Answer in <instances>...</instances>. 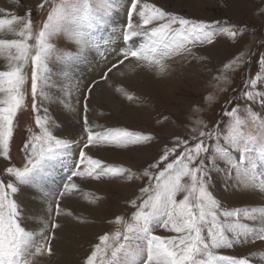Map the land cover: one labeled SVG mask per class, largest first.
I'll return each instance as SVG.
<instances>
[{
  "label": "rangeland",
  "instance_id": "1",
  "mask_svg": "<svg viewBox=\"0 0 264 264\" xmlns=\"http://www.w3.org/2000/svg\"><path fill=\"white\" fill-rule=\"evenodd\" d=\"M147 2L185 18L214 24L216 35L211 43L188 44L187 49L190 51L184 50L179 54L173 53L163 60L167 68L166 75L171 77V83L164 80L166 77H159L161 73L155 66H146V62H137L134 58H129L108 72V69L122 58L119 53L121 48L125 46L122 40V29L128 20L129 0H115L110 15L105 13L101 0H76L78 19L75 22L65 23L62 29L50 40L54 48L48 57L46 75L49 79L48 83L43 85L48 98L43 99V105L48 108L55 106L57 101L61 100L55 95L64 94L68 109L75 115L80 135H76L77 138L76 136L67 137L57 132L54 133L52 129L53 134L59 138L80 141L82 137H86L83 132V119L87 115L89 123L93 126V131L126 129L150 134L153 139L147 143L129 144L127 146L106 144L93 146L90 154L94 158L102 160L109 166L131 169L136 175L132 179H126L119 175H105L99 179L73 177L72 181L78 187L70 195L60 198L61 213L58 216L55 214V197L63 190V185L67 182V177L72 170V161L78 155V148L75 144L73 145L71 158L51 162L49 174L46 175L47 177L43 176L45 187L42 188L49 193L46 200L50 198L48 201L51 211H49V206L45 208V211L49 213L50 225L47 222L44 231L34 232V229L31 228L32 231L29 232L33 233L35 240H44L50 243L52 252L50 255L47 252L33 254L29 258V264H64V257L60 249L63 241L61 240L62 236L58 234L64 228L61 222L64 218L86 227L85 233L77 231L74 234L77 239L82 240L79 244L72 243V253L67 259L65 258L66 264H86L87 257L94 250L95 245L100 243L99 237L101 235L113 236L117 231H124V225L116 224L115 218L119 216L126 221L130 220L131 214L135 211L130 202L132 200H137V203L140 202L138 199L141 195L140 188L149 182L148 178L143 176V171L159 158L165 146L171 148L175 143L174 137L199 138V133L202 130L216 133L217 125H219V132L221 133L219 141L215 138L207 141L211 146V158L217 166L211 174L209 190L226 209L264 208V191L259 187L260 180L264 179V166L256 169L257 179L254 181L243 175L245 168L249 170V176L253 175L249 164L240 166V174H237V169H232V176L229 178L223 170L229 167L232 162H238L239 152L230 151L229 158L215 151L217 143L222 147L227 146L225 140L227 135L231 133L235 121V118L226 116L224 112L225 110L230 111L237 105L239 106L237 118L241 120V131L253 148L254 158L259 148L264 147V107L257 102L249 101L244 96L245 82L250 77H255L258 72L264 74V65L259 63V57L264 54V0H154V2ZM67 3L68 0H47V2L45 0H0V9L5 10L0 12V19H10L13 15L25 17V14L31 10L30 19L33 22L35 35L43 27L52 7L54 5L64 6ZM41 4L43 7H40ZM133 22H139L138 14H133ZM159 23L162 22H154V25L147 27L152 28ZM20 27L22 25L19 22L11 26L5 25L3 29H0V39H18L16 32L19 31ZM229 30L237 31V36L229 37L227 35ZM144 39L146 38L137 37L134 43L138 44ZM29 43H34V40L29 41ZM134 43H130L128 46H134ZM67 49H75V51L68 52ZM11 52L14 55L15 49H12ZM11 62L8 51L0 52V71L9 70L8 67L5 69L3 66ZM230 63L232 67L225 69L224 66ZM141 66L144 70H148L151 81L146 82L148 79L140 76L141 78L138 77L136 81L138 83L135 85L124 84L125 86H123L111 76L118 68L131 70L141 68ZM60 67L69 68L68 73L59 72ZM24 72L27 77L24 85L25 101L14 120V134L10 146L11 160L5 161L3 157H0L4 166L0 168V180L5 182L12 180V177L4 174L3 170L10 165L22 166L26 160L25 144L31 141L33 135L39 134L41 131L35 124L36 113L32 108V66L30 62L25 66ZM106 72L108 78L101 79ZM99 84L106 85L111 90L119 105H122L123 108L126 106L131 108L130 114H127L129 112L123 113L120 117L119 114L108 109L107 105L99 106V103H96L99 96L94 95L95 98H92L91 94ZM90 86H92L91 91H89ZM257 90L264 91V75L258 82ZM209 96H212L213 99H207ZM85 97H87V101H85ZM6 98L5 93H0V100ZM52 102H55L54 105ZM85 102L87 103L86 113L84 111ZM99 115L100 118L96 119L95 117ZM197 121L202 123L198 124ZM56 126L59 127L60 124H55L53 128ZM195 142V140H190V143ZM101 148L120 150L121 158H123L121 160H124L123 162L128 165L109 162L112 158L109 161L99 158L93 150L97 151ZM180 151L181 149H177V152L169 157V161L175 159ZM133 153L149 155L148 157L145 156L146 160L138 161L136 170L129 166L136 164ZM208 155L205 154V156ZM58 162L59 165L56 166ZM65 162L67 167H65ZM205 162L207 163V159ZM68 163H71L70 167ZM257 163L264 165V161L257 160ZM57 170L61 171L57 172ZM152 171L155 172L156 170ZM94 182L112 185H108V190H102L90 185ZM184 182H188L187 178L182 181V183ZM124 185L126 188L123 191ZM29 188L21 187L16 197L17 201H21L24 195L28 196ZM185 194V192L177 193L176 199H183ZM73 200L99 211L104 220L99 221L98 214L91 215L85 209L80 211L71 209L70 211ZM254 215L255 221L242 220V222L248 223L250 227L264 226L261 224V214L257 212ZM25 221V213H23L22 225ZM52 223H56L58 227L52 229ZM95 231H97L96 234ZM154 234L162 237L178 235L162 227H156ZM260 244H264V242L252 239L232 249L214 251L218 254L234 255L237 258L247 256L252 264H264L263 250L257 249ZM144 246L143 240L130 246L129 251L122 257L123 264H142V259L137 254L141 253L142 258L146 259Z\"/></svg>",
  "mask_w": 264,
  "mask_h": 264
},
{
  "label": "snow or ice",
  "instance_id": "2",
  "mask_svg": "<svg viewBox=\"0 0 264 264\" xmlns=\"http://www.w3.org/2000/svg\"><path fill=\"white\" fill-rule=\"evenodd\" d=\"M114 3L115 0H101L107 15L111 14ZM129 4L128 20L122 29V40L125 45L119 53L122 58L114 63L108 72L129 58H134L137 62H146V66H155L157 70L163 72L166 67L163 60L166 57L184 50L190 51L187 49L188 44L211 43L216 35L214 24L167 12L155 4L148 3L147 0H129ZM40 7H43V4ZM4 11L0 9V12ZM76 12V0H68L64 6L54 5L43 27L35 35L30 19L31 10L25 17L13 15L10 19H0V29L17 22L22 25L16 32L18 39H0V52L8 51L9 59L12 61L8 65L9 70L0 71V93L7 96L6 99L0 100V105H4L0 106V157L5 161L11 160L10 146L14 134V120L24 106V85L27 78L24 68L29 62L32 66V108L36 113L35 124L41 130L25 144L26 160L22 166L10 165L3 170L4 174L12 177V180L8 182L0 180V264H29V258L33 254L44 252L51 254L50 243L44 240L36 241L33 233L22 226L21 218L26 206L22 207L16 199L22 186L33 188L32 194H39L41 199L49 195L40 187V181L43 176L49 174L51 162L71 158L73 145L78 148V155L72 161V170L67 182L55 197V214L58 216L61 213L60 198L70 195L78 187L72 181L73 177L99 179L105 175H119L132 179L136 175L131 169L109 166L102 160L94 158L90 154L93 146L101 144L127 146L147 143L153 139L150 134L126 129L93 131L87 115L83 119V132L86 137H82L80 141L59 138L53 134V126L58 121L48 115L50 110L43 105V99L48 98L43 87L49 79L46 75L48 57L54 48L50 40L65 23L78 19ZM134 13L139 16L138 23L133 22ZM154 22L162 23L152 28L147 27L154 25ZM237 34V31L227 32L232 38ZM137 37L146 39L135 44ZM32 40L34 43H29ZM130 43H134V46L129 47ZM12 49H15L14 55ZM66 51L74 52L75 49ZM259 63L264 65V54L259 57ZM224 67L231 68L232 64ZM262 75L264 74L258 72L255 77H250L245 82L244 96L264 107V91L257 90ZM107 78L106 72L101 79ZM207 99L211 100L213 97L209 96ZM238 110V105L230 111L225 110L224 114L235 118V121L231 133L225 140L227 146L222 147L217 143L215 151L229 158L230 151H238V162H232L223 170L224 173L231 178L232 169H237V174H240V166L249 164L253 175L249 176L247 168L243 169V175L254 181L257 179L256 169L264 166L257 163V160L264 161V147L259 148L254 158L253 148L241 131V120L237 118ZM84 111L87 112L86 102ZM216 128V133L200 131L199 138L174 137V145L171 148L165 146L159 158L143 171V176L147 177L149 182L140 188L141 195L138 198L140 202L137 203V200L130 202L135 209L130 220L126 221L119 216L115 218L116 224L124 225V231H117L113 236L101 235L100 243L95 245L86 259V264H123V255L129 251L130 246L141 240L145 242L146 259L142 258L141 253L137 255L142 259V264H252L247 256L237 258L214 251L232 249L252 239L264 242V226L250 227L248 223L242 222L255 221L254 214L259 212L261 224L264 225V208L226 209L209 190V180L217 166L211 158V146L207 141L214 138L219 141L221 135L219 125ZM190 140L196 142L190 143ZM177 149L181 151L175 159L169 161V157L175 154ZM185 178L188 182L182 183ZM259 187L264 191V179L260 180ZM179 192L186 193L181 200L176 199ZM56 227H58L56 223L51 224L52 229ZM156 227H162L178 235L173 237L155 235Z\"/></svg>",
  "mask_w": 264,
  "mask_h": 264
},
{
  "label": "bare ground",
  "instance_id": "3",
  "mask_svg": "<svg viewBox=\"0 0 264 264\" xmlns=\"http://www.w3.org/2000/svg\"><path fill=\"white\" fill-rule=\"evenodd\" d=\"M147 1H150V2H154V0H147ZM218 47V46H217ZM216 47V48H217ZM89 58V57H88ZM87 61V60H86ZM135 61V60H134ZM130 63V62H129ZM128 63V65H129ZM133 63V62H132ZM7 64V63H6ZM10 63H8L7 65H4L3 68L7 69L8 65ZM66 64V63H65ZM171 64V63H170ZM68 65V64H67ZM127 65V64H126ZM143 65V64H142ZM76 66V65H75ZM144 66V65H143ZM143 66H141V68H133L131 70H127V69H123L122 67L121 68H118L116 71H114L112 73L111 76H113L114 79H116V82H119V83H122L123 86H125L124 84H133L135 85L137 80H138V77L140 76H144L146 77V79H148V81L146 82H149L151 81L150 80V77H149V72L148 70H144L143 69ZM57 67V66H56ZM68 67L70 68V66L68 65ZM74 67V66H73ZM72 67V68H73ZM65 68V67H60V71L59 72H65L68 73L69 70H71V68ZM69 69V70H68ZM78 70V69H77ZM127 70V71H126ZM166 70L167 68L165 67V70L163 72L159 71V73H161L159 75V77H166L164 80H166L167 83H171V77H168L166 75ZM79 71V70H78ZM71 72V71H70ZM158 77V76H157ZM158 77V78H159ZM62 78V77H60ZM141 78V77H140ZM63 79H65L63 77ZM68 82V80H67ZM57 85V84H56ZM63 86V85H62ZM92 94V98H95L94 95H97L99 96V100L96 101V103L98 102L99 106H103V105H107L106 107L110 110H112L115 114H119V116L121 117V114H130L131 112V108H126L124 109L122 105H119L118 101H115V98H114V95L111 93V90L109 88L106 87V85H103V84H99L96 86V88L93 89V93L91 92ZM64 94H57L55 95L56 98L59 97V99L61 98L60 101H57L56 105L55 106H49V113L48 115L56 118V120L58 121V123L60 124V126H56L55 128H53L54 130V133H58V134H61V135H66L67 137L68 136H73L75 137L76 135L79 136L80 135V132H79V127L77 126V122H76V118H75V115L68 109V103L64 100ZM54 97V96H53ZM72 97V95H71ZM53 99V98H51ZM55 99V98H54ZM56 100V99H55ZM70 100V99H69ZM54 101V100H53ZM64 101V102H63ZM53 105L55 102H52ZM48 108V107H47ZM94 108V107H92ZM99 108V107H98ZM99 109H102L101 107ZM97 109V110H99ZM96 110V111H97ZM56 112V113H55ZM89 116V115H88ZM96 119L97 118H100V115L95 117ZM172 128H175L174 126H172ZM76 136V138H77ZM170 138V137H169ZM97 148V147H96ZM107 148H101V149H98L97 151L93 150L94 153H96L99 158H102V159H105L107 161H109L110 158V161L109 162H115V163H123L125 165H128L126 163H124L123 161L124 160H121L123 158H121V152L120 150H117L116 148L114 150H106ZM92 155V154H91ZM135 158L134 160L136 161V164H131L129 166H131L132 168H134L136 170V167L138 165V161H143V160H146L145 156L148 157L149 155L148 154H144V155H139V154H135L133 153L132 154ZM139 155V156H138ZM117 159V160H116ZM71 163H68L69 167L71 166L70 165ZM59 165V162L56 164V166ZM66 162H65V167L66 166ZM3 166V163L2 161L0 160V168H2ZM4 167V166H3ZM62 167V166H61ZM68 167V168H69ZM1 170V169H0ZM61 171V170H59ZM57 170V172H59ZM56 173V172H55ZM47 177V176H46ZM49 178V176H48ZM55 180V179H54ZM53 181V180H52ZM45 179H43V177L41 178V181H40V187L41 188H44L45 187ZM49 182V181H48ZM56 182V181H55ZM57 183V182H56ZM50 184V183H49ZM60 184V183H59ZM91 186L97 188L98 189H102V190H108L107 187H109L108 185H112V184H107V183H103V182H94L92 184H90ZM53 187V186H52ZM54 188V187H53ZM126 188V185H124L122 187L123 191L124 189ZM29 193H28V196H23L21 198V201H18V203L21 204L22 207H24V213H25V223L22 225L27 231H30L31 228L34 229V232L36 231H44V228L46 227L45 224L47 222H49V225H50V221L49 220V213L48 211H45V208L47 206H49V201L50 198L48 200L45 199H41V196L39 194H32L34 189L33 188H29ZM22 195V194H21ZM236 196V195H235ZM69 197V196H68ZM221 197V196H220ZM237 198V197H236ZM69 201V200H68ZM74 202L72 203V207H70V211L71 209H76V210H88L89 213H91V215H95V214H98L99 215V221H102L104 220L101 216V214H99L100 212L93 209V208H89V205H85L84 203H81V202H77L75 200H73ZM66 205V204H65ZM73 213V212H72ZM62 216V215H61ZM59 218V217H58ZM62 218V217H61ZM52 219V218H50ZM77 219V218H76ZM24 220V219H23ZM63 220V219H62ZM61 222L63 223L64 225V228L63 230L61 229V231L58 233L59 235H61V240L63 241L62 245H61V250H62V256L64 257V264H66L67 262L65 261V258L67 259L68 256L71 255V250L73 248L72 246V243H76V244H79L81 243V240L77 239L74 234L77 233V231H80L82 233H85L86 231V227H84L83 225L77 223V222H70L69 219H65ZM23 223V222H21ZM59 230V229H58ZM32 231V230H31ZM90 232V231H89ZM97 231H95L94 233L96 234ZM37 238V237H36ZM85 240V238H84ZM37 241V240H36ZM54 241V240H53ZM60 242V241H59ZM83 242V241H82ZM56 243V241H55ZM57 244V243H56ZM59 245V244H58ZM56 246V245H54ZM262 246V247H261ZM55 248V247H54ZM257 249H262L263 250V253H264V244H260V247L258 246ZM58 250V248H57ZM73 255V254H72ZM58 256V255H57ZM72 257V256H71ZM262 257L264 258V254L262 255ZM61 258V257H60ZM71 259V258H69ZM74 259V258H73ZM60 260V259H59ZM84 260V259H83ZM61 261V260H60ZM264 261V260H263ZM56 262V261H55ZM70 262V261H69ZM32 263V262H31ZM75 264V263H73ZM84 264V263H83Z\"/></svg>",
  "mask_w": 264,
  "mask_h": 264
}]
</instances>
